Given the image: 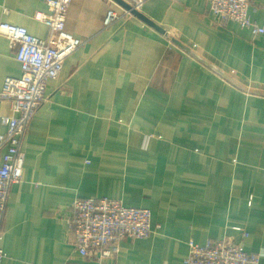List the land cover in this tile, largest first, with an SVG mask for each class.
<instances>
[{
  "label": "crops",
  "instance_id": "obj_1",
  "mask_svg": "<svg viewBox=\"0 0 264 264\" xmlns=\"http://www.w3.org/2000/svg\"><path fill=\"white\" fill-rule=\"evenodd\" d=\"M119 7H69L66 31L84 44L48 81L24 136L0 264H185L190 239L227 237L264 264V34L218 25L207 0H146L105 27ZM47 10V0H0V23L45 39L36 14ZM249 15L263 26L264 0ZM14 54L0 34V91L21 75ZM12 114L0 98V117ZM99 197L150 209L152 234L121 240L114 258L80 255L70 206Z\"/></svg>",
  "mask_w": 264,
  "mask_h": 264
},
{
  "label": "built area",
  "instance_id": "obj_2",
  "mask_svg": "<svg viewBox=\"0 0 264 264\" xmlns=\"http://www.w3.org/2000/svg\"><path fill=\"white\" fill-rule=\"evenodd\" d=\"M73 0H47L48 10L38 12L36 19L49 28L45 39L31 34L26 27L1 22L0 34L14 49L21 65L19 77H6L0 98L10 102L12 115L0 117L5 129L0 133V241L2 227L12 187L22 180L25 153L22 145L37 109L47 100L48 81L58 79L67 57L80 48L84 41L66 31V19ZM131 9H109L104 26L133 16L141 11L146 0H124ZM215 22L226 26L235 22L251 28L254 34H264V25L252 22L249 8L253 0H207ZM68 229L76 251L84 257L114 258L123 239L140 240L153 232L152 213L148 208L127 207L121 200L108 197L77 198L70 206ZM243 238L248 232L235 227ZM6 253L0 246V261ZM185 264H261L258 253L247 252L242 242L232 238L209 239L205 243L188 241Z\"/></svg>",
  "mask_w": 264,
  "mask_h": 264
},
{
  "label": "water",
  "instance_id": "obj_3",
  "mask_svg": "<svg viewBox=\"0 0 264 264\" xmlns=\"http://www.w3.org/2000/svg\"><path fill=\"white\" fill-rule=\"evenodd\" d=\"M121 7L125 8V9H131V6L126 3L124 0H115ZM132 14L133 15H139V11L136 10H132Z\"/></svg>",
  "mask_w": 264,
  "mask_h": 264
},
{
  "label": "rangeland",
  "instance_id": "obj_4",
  "mask_svg": "<svg viewBox=\"0 0 264 264\" xmlns=\"http://www.w3.org/2000/svg\"><path fill=\"white\" fill-rule=\"evenodd\" d=\"M247 91L249 92V89Z\"/></svg>",
  "mask_w": 264,
  "mask_h": 264
}]
</instances>
